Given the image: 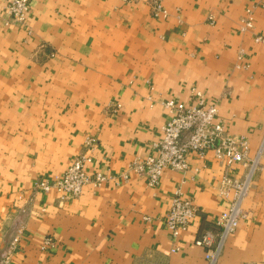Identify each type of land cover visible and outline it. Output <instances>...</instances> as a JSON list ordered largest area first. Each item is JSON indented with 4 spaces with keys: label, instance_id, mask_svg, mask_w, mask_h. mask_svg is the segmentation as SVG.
<instances>
[{
    "label": "crops",
    "instance_id": "1",
    "mask_svg": "<svg viewBox=\"0 0 264 264\" xmlns=\"http://www.w3.org/2000/svg\"><path fill=\"white\" fill-rule=\"evenodd\" d=\"M148 1L29 0L24 27L5 25L0 0V258L18 235L8 264H207L194 240L227 206L213 151L189 152L186 170L165 169L154 186L128 164L155 153L162 102L187 103L192 89L246 139L250 160L264 147V44L254 41L264 0H162L165 17ZM246 8L253 27L242 32ZM87 136L96 142L85 169L114 179L76 197L36 189ZM177 189L199 211L173 242L163 216ZM242 209L217 264H264V149ZM46 236L55 244L43 250Z\"/></svg>",
    "mask_w": 264,
    "mask_h": 264
},
{
    "label": "built area",
    "instance_id": "2",
    "mask_svg": "<svg viewBox=\"0 0 264 264\" xmlns=\"http://www.w3.org/2000/svg\"><path fill=\"white\" fill-rule=\"evenodd\" d=\"M161 1L149 0L148 3L153 15L165 17L167 11L162 7ZM29 7V0H8L4 7L5 25L26 27ZM252 27V10L246 8L244 17L241 19L240 30L244 32ZM254 41L264 44V37L255 36ZM162 105L168 112V118L161 125V136L152 144L155 153L145 157H135L129 162L128 171L143 176L149 186H154L165 169L186 170L189 152H194L203 158L206 151H213L214 158L223 167V173L216 181L214 188L219 195L227 198V206L207 228L196 236L194 244L204 249L207 264H217L226 239L235 232L240 220L244 217L242 202L259 168L264 147L261 145L250 160L246 139L243 137L235 139L226 133L222 120L217 117V106L209 103L199 90L192 89L191 100L187 103L166 99ZM118 107L119 104H116L115 108ZM95 142L94 137H85L82 152L66 169L50 178L37 179L35 188L43 192L53 190L61 197H76L86 184L99 187L114 179V176L108 172L96 170L89 173L85 169V165L91 161ZM237 164L247 168L240 178L230 173L231 167ZM128 174L124 172L122 179L127 180ZM198 211V206L190 198L183 197L179 189L172 194L163 220L173 242L187 230L190 221L198 214ZM17 242L16 234L1 252L0 264H8ZM54 244L53 238L46 236L43 238L41 249H50ZM177 249L178 247L174 245L170 251L174 252Z\"/></svg>",
    "mask_w": 264,
    "mask_h": 264
}]
</instances>
